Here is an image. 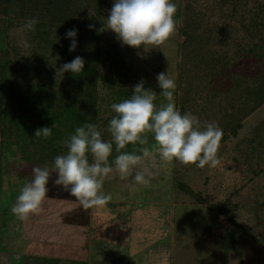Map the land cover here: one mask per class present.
Here are the masks:
<instances>
[{
	"label": "trees",
	"instance_id": "obj_1",
	"mask_svg": "<svg viewBox=\"0 0 264 264\" xmlns=\"http://www.w3.org/2000/svg\"><path fill=\"white\" fill-rule=\"evenodd\" d=\"M113 2L0 0V194L12 190L15 181L23 184L24 174L17 177L13 163L40 167L47 164L51 167L55 156L67 152L64 141L68 135L85 122L96 124L103 138L111 139L107 130L108 122L116 114L110 106L130 97L132 86L140 80L145 81V88L156 91L155 103L158 106L166 103L160 95L158 84L154 85L147 78L148 70L137 58L131 56L127 49L123 50L120 42H102L101 36L106 31L105 12ZM175 2L178 5L176 15L181 18L176 29L177 39L182 37L177 43L182 57L179 70L187 66L199 70L204 62L205 48L211 43L218 48L227 44L234 34L231 29L234 26L242 28L245 36L252 39L246 42L243 51L236 52V57L252 55L253 63L264 59V0H214L216 11L226 10L229 13L228 21L223 25L213 24L217 32L214 43L208 37L206 20L199 3L196 0ZM31 17H37L39 21L34 32L24 28L26 20ZM89 25L93 27L89 28ZM71 28L78 30L74 38L77 46L73 51L69 50L73 38L66 36L67 30ZM256 33L259 34V41L253 40ZM24 40H28L31 47H23ZM236 54L229 55L226 50L214 54L207 63V72L192 74L194 80L202 85V91H214L213 85L209 86L214 77L233 79L234 76L228 71V62L234 60ZM76 56L85 60L83 72L60 70L64 63ZM207 76L210 79L205 81ZM181 79L176 82L175 100L181 88L180 83L184 81ZM190 89L192 85L188 88L184 85L185 95L191 92ZM228 90L232 91L231 88ZM228 90L223 91L228 95L227 99L233 102ZM250 91L254 94V102L249 109L255 110L264 103V80ZM185 101L186 98L179 105L176 104L182 113ZM53 123L50 137H34L37 128L51 127ZM238 127L239 122H236L232 126V133ZM147 135L148 146L152 151L155 149L151 147L154 141L149 133ZM141 147L144 146L129 143L123 151H139ZM115 155L117 153L114 150L110 160ZM2 207L3 204L0 206V215ZM1 240L0 256L3 251Z\"/></svg>",
	"mask_w": 264,
	"mask_h": 264
},
{
	"label": "rangeland",
	"instance_id": "obj_2",
	"mask_svg": "<svg viewBox=\"0 0 264 264\" xmlns=\"http://www.w3.org/2000/svg\"><path fill=\"white\" fill-rule=\"evenodd\" d=\"M196 1L206 20L208 37L214 43L217 32L213 24L223 25L228 21L229 13L226 10L216 11L214 0ZM109 10L105 12L106 17ZM104 23L106 28V18ZM231 29L234 34L223 47L218 48L211 43L205 48L204 62L199 70L192 66L179 70L182 57L177 43L182 37L177 39L176 31L159 46H144L150 48L147 51L142 46L135 48L123 45L110 29H106L105 35L101 36L103 43L111 40L120 42L122 49H127L148 70L147 78L154 85H157L156 76L160 72L167 71L175 82L180 78L184 79L177 92L176 104L179 105L186 98L183 112L197 115L202 125L204 122L216 121L223 130L217 152L220 163L216 167L205 165L201 168L173 159L169 163L173 171H161L163 180L160 176L158 181L159 177L157 174L155 176L153 170L148 173L149 176L154 175L155 178H151L156 182L152 192H147L148 199L157 197L152 196L158 187L157 181L162 187L168 186L167 192H170L163 206L151 209L148 207L145 211L146 219L155 227L161 217L167 222V227L160 233L161 241L163 239L159 244L162 245L161 250L148 261L149 264H264V103L255 110L249 109L254 102V94L250 90L264 80V59L253 63L252 55L236 57V52L243 51V46L252 39L245 36L242 28L234 26ZM253 40L259 41V34L256 33ZM225 50L229 55L236 54L234 60L228 62V71L234 76L233 79L214 77L213 83L209 84L213 85L214 91H202V85L194 80L192 74L207 72V63L212 56ZM186 69H189L188 72ZM208 79L210 78L207 76L205 81ZM226 83L229 84L228 87V84L223 86ZM184 85L187 88L192 85L191 92H186V95ZM223 90L231 93L233 102L227 99L228 95ZM234 122H239V127L232 133ZM149 135L152 136L151 133ZM154 152L150 155L159 154L158 150ZM144 165L139 167L146 169ZM35 166L13 163V171L17 172V177L22 174L30 175ZM23 185L15 181L13 188L21 189ZM1 204H12L7 193L0 194V206ZM5 210L0 215V239L5 241L2 249L13 254L15 247L21 246L15 235L10 233V238L6 236L9 228L2 226H8L3 223L12 212H8L6 208ZM142 256V253L131 254L128 264H145L146 258L143 260ZM35 263L45 264V261L40 258Z\"/></svg>",
	"mask_w": 264,
	"mask_h": 264
},
{
	"label": "clouds",
	"instance_id": "obj_3",
	"mask_svg": "<svg viewBox=\"0 0 264 264\" xmlns=\"http://www.w3.org/2000/svg\"><path fill=\"white\" fill-rule=\"evenodd\" d=\"M177 9L175 0H114L106 17L105 29L112 30L123 45L142 46L147 51L150 48L144 46H159L174 34L181 23V18L176 15ZM38 22L37 17L28 18L24 28L34 32ZM77 31L71 28L66 32L67 37L73 38L70 51L77 46L74 39ZM22 43L25 48L31 47L28 40ZM84 65V58L76 56L64 63L60 70L80 73L84 71ZM156 81L166 103L158 106L156 91L145 88L143 79L137 82L132 86L130 97L110 106L116 114L108 122L111 139H104L94 123L85 122L76 127L64 141L68 149L66 153L55 156L51 167L45 164L32 169V179L20 189L11 212L21 220L39 212L49 192L53 173L56 174L54 183L76 197L82 207L105 205L110 196L102 191L104 179L113 167L123 178L133 175L142 157L150 154L148 133L152 134L154 141L151 147L158 150L161 159H175L201 168L205 165L216 167L220 163L217 152L223 130L216 121L202 125L197 115L187 111L182 113L176 107V82L167 71L158 73ZM53 127L54 123L51 127L37 128L34 137H50ZM129 143L144 147L139 151H123ZM114 150L117 155L110 160ZM134 179L140 184L148 183L140 172H136Z\"/></svg>",
	"mask_w": 264,
	"mask_h": 264
},
{
	"label": "crops",
	"instance_id": "obj_4",
	"mask_svg": "<svg viewBox=\"0 0 264 264\" xmlns=\"http://www.w3.org/2000/svg\"><path fill=\"white\" fill-rule=\"evenodd\" d=\"M154 150L150 153H155ZM169 163L171 161L161 159L159 154H149L142 157L133 175L127 178L121 177L113 167L102 185V191L110 199L103 206L88 208L82 207L76 197L57 186L54 183L56 174L53 173L40 211L23 220L11 213L3 223L8 226L2 227L9 228L6 236L10 238V233L15 235L21 247H15L13 255H7L3 249L0 264H37L35 261L40 258L45 264H128L133 253H142L143 260L146 258L145 264H149L148 261L161 250L162 245L159 244L163 239L161 241L160 233L167 227V222L161 217L155 227L146 219L145 211L148 207L159 208L167 202L169 188L162 187L158 181L160 176L163 180L161 171H173ZM142 164L146 169L139 167ZM151 170L159 178L152 195L157 197L148 199L147 192H152L156 186L154 175L148 174ZM136 172L147 178L146 185L135 181ZM32 175V171L30 175L24 174L23 184L31 180ZM19 192L20 189L13 188L3 194L7 193L13 204ZM11 205L3 206L2 210L6 208L11 212ZM2 245L4 248L5 241Z\"/></svg>",
	"mask_w": 264,
	"mask_h": 264
},
{
	"label": "flooded vegetation",
	"instance_id": "obj_5",
	"mask_svg": "<svg viewBox=\"0 0 264 264\" xmlns=\"http://www.w3.org/2000/svg\"><path fill=\"white\" fill-rule=\"evenodd\" d=\"M2 253V252H1ZM3 253H5V251L3 252ZM11 254V253H10ZM9 253L7 254V255H10ZM14 254V253H13ZM13 254H11V255H13ZM14 257H15V255H14ZM10 258V257H9Z\"/></svg>",
	"mask_w": 264,
	"mask_h": 264
}]
</instances>
